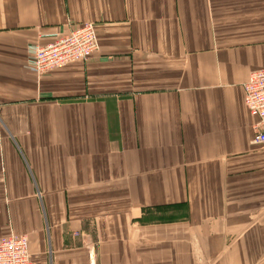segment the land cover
Returning <instances> with one entry per match:
<instances>
[{"label": "crops", "instance_id": "obj_1", "mask_svg": "<svg viewBox=\"0 0 264 264\" xmlns=\"http://www.w3.org/2000/svg\"><path fill=\"white\" fill-rule=\"evenodd\" d=\"M85 22L92 58L27 68ZM263 68L264 0H0V237L33 264H264Z\"/></svg>", "mask_w": 264, "mask_h": 264}, {"label": "built area", "instance_id": "obj_2", "mask_svg": "<svg viewBox=\"0 0 264 264\" xmlns=\"http://www.w3.org/2000/svg\"><path fill=\"white\" fill-rule=\"evenodd\" d=\"M98 50L96 24L85 22L67 33H53L45 44H29L27 68L41 75L75 61L88 60ZM244 89L245 105L256 118L254 140L264 147V68L251 73ZM0 264H33L28 234L0 237Z\"/></svg>", "mask_w": 264, "mask_h": 264}]
</instances>
